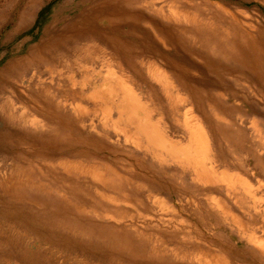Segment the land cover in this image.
Wrapping results in <instances>:
<instances>
[{
	"label": "rangeland",
	"instance_id": "374dc122",
	"mask_svg": "<svg viewBox=\"0 0 264 264\" xmlns=\"http://www.w3.org/2000/svg\"><path fill=\"white\" fill-rule=\"evenodd\" d=\"M0 264H264V0H0Z\"/></svg>",
	"mask_w": 264,
	"mask_h": 264
},
{
	"label": "bare ground",
	"instance_id": "6f19581e",
	"mask_svg": "<svg viewBox=\"0 0 264 264\" xmlns=\"http://www.w3.org/2000/svg\"><path fill=\"white\" fill-rule=\"evenodd\" d=\"M131 90V89H130ZM145 124V123H144ZM195 125V124H194ZM200 127H201V125H200ZM202 129V128H201ZM197 130H198V128H197ZM194 134H197V133H194ZM206 133L203 131V130H201L200 131V133L198 134V137H197V140H199V143H200V152L202 153V154H204V155H207V153H208V151H210L209 149V141H208V138L206 137V135H205ZM193 136H195V135H193ZM161 158V157H160ZM202 158H204V157H202ZM200 160V159H199ZM192 161V160H191ZM202 161V162H201ZM200 162H201V164H203V165H205V167H206V163H205V159H202ZM203 170V169H202ZM229 185V184H228Z\"/></svg>",
	"mask_w": 264,
	"mask_h": 264
}]
</instances>
